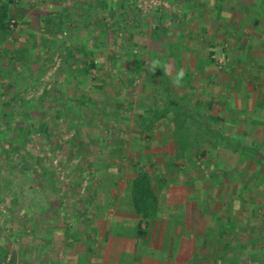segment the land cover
Here are the masks:
<instances>
[{
    "label": "rangeland",
    "instance_id": "rangeland-1",
    "mask_svg": "<svg viewBox=\"0 0 264 264\" xmlns=\"http://www.w3.org/2000/svg\"><path fill=\"white\" fill-rule=\"evenodd\" d=\"M101 1L78 0L54 36L43 18L73 0L16 1L14 32L0 36V264H62L66 232L86 211L103 208L112 189L129 199L139 158L153 166L174 218L196 221L197 264L264 262V4L242 0L239 31L221 24L211 33L189 0H169L162 14ZM175 50L181 102L207 125L259 145L258 155L236 154L214 136L201 167L176 160L168 126L143 131L138 120L152 107L146 65L157 57L175 82ZM79 99L97 115L94 125ZM216 155L230 161L226 171L215 168ZM181 192L190 205L179 203Z\"/></svg>",
    "mask_w": 264,
    "mask_h": 264
},
{
    "label": "crops",
    "instance_id": "crops-1",
    "mask_svg": "<svg viewBox=\"0 0 264 264\" xmlns=\"http://www.w3.org/2000/svg\"><path fill=\"white\" fill-rule=\"evenodd\" d=\"M254 1L259 5L264 4V0ZM189 2L194 13L190 15L195 16V20L203 21L200 26L202 29L207 27L206 32L210 30L211 33L216 32L222 27L221 24L239 31L237 28L241 25H235V22L240 21L243 15L240 14V11L244 10L241 6L242 0H189ZM231 3L235 7L231 6L230 9L228 4ZM252 17L255 19L254 23L261 19L258 10L252 13ZM228 20L231 21V25H228ZM213 23L216 24L213 26ZM139 162L140 158L135 164L141 167ZM143 168L147 170V167ZM136 173L131 175L127 182L129 199L124 200L126 192L117 193L116 189H112L111 199L106 200L103 208L97 209L93 215L84 209L87 214L83 213L85 215L76 225V229L74 231L72 229L70 234L69 231L66 232L64 238L66 243H63V248L67 250L62 252L64 253L62 264H197L198 259L202 258L196 251V237L194 234L191 235L196 221L175 219L172 211L173 201L171 198L169 201L166 200L164 195L168 197L167 193L165 190L163 193L162 189L157 187L155 180L159 212L153 220L143 222L141 228L138 226L141 218L132 205L129 190L130 180ZM182 194L181 192L179 203L184 207L190 205V196ZM184 228L189 231H184Z\"/></svg>",
    "mask_w": 264,
    "mask_h": 264
},
{
    "label": "trees",
    "instance_id": "trees-1",
    "mask_svg": "<svg viewBox=\"0 0 264 264\" xmlns=\"http://www.w3.org/2000/svg\"><path fill=\"white\" fill-rule=\"evenodd\" d=\"M16 1L19 2L20 0ZM16 1L0 0V36H6L14 32L15 25L12 23L11 11L12 5L15 4ZM77 3L78 0H73V5L68 6V8H65V10L60 13L49 14L43 18L44 28L47 29L51 36L62 32V28L65 26L64 16L71 10L70 8L76 6ZM100 4L106 7L105 1L102 0ZM259 20L256 23H261ZM180 55L181 52L179 53V51L175 50L174 56L177 58L180 57ZM207 61L205 60L206 63ZM177 63L178 73L176 75V81L174 82L165 63L160 62L157 57H153L148 61L146 65V75L152 87L150 97L152 107L151 110L148 111L146 117H142L138 120L143 131H152L155 126L159 124L168 126L167 132L170 134L169 137L173 138L172 136H174L175 138L176 160L186 162L190 157H193L201 167L203 166L202 163L206 162L207 157L210 155L207 144L212 140L210 138H214V136L222 140L221 142L223 144H230L234 148V153L236 154L246 152L251 155H258L261 151L259 145H249L237 136L223 133L222 129L215 127L214 124L212 126L207 125L204 123L205 121L199 117L200 113L198 111H191L181 102L182 98L178 94V88L185 83V77L184 74L181 75L182 65L178 58ZM140 64L142 65V63ZM97 67L94 61L90 64L89 68ZM87 102L88 101L85 99H79L78 104L84 109L86 121L89 125H94L97 115L91 113V106ZM99 114L103 116L102 113ZM197 123L201 127L196 131L193 129L192 125ZM217 159L215 168L218 171H226L228 169L227 166H230V161L225 159L223 155L221 158L219 156ZM154 178L155 170L153 166L147 170L141 166L139 171L130 180L129 190L131 191V202L141 218L138 225L140 228L143 222L153 220L159 212V198L155 192ZM230 228H233V225H231ZM4 257L7 258V253L4 254ZM258 264H264V262L261 261Z\"/></svg>",
    "mask_w": 264,
    "mask_h": 264
},
{
    "label": "built area",
    "instance_id": "built-area-1",
    "mask_svg": "<svg viewBox=\"0 0 264 264\" xmlns=\"http://www.w3.org/2000/svg\"><path fill=\"white\" fill-rule=\"evenodd\" d=\"M139 11L144 13H159L162 14L167 10H171L172 6L169 0H132ZM225 55L221 59V63H224Z\"/></svg>",
    "mask_w": 264,
    "mask_h": 264
},
{
    "label": "clouds",
    "instance_id": "clouds-1",
    "mask_svg": "<svg viewBox=\"0 0 264 264\" xmlns=\"http://www.w3.org/2000/svg\"><path fill=\"white\" fill-rule=\"evenodd\" d=\"M181 75H183V73H181Z\"/></svg>",
    "mask_w": 264,
    "mask_h": 264
}]
</instances>
